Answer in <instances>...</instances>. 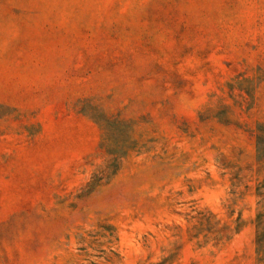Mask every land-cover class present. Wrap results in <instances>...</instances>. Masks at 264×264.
Instances as JSON below:
<instances>
[{"label":"rangeland","instance_id":"1","mask_svg":"<svg viewBox=\"0 0 264 264\" xmlns=\"http://www.w3.org/2000/svg\"><path fill=\"white\" fill-rule=\"evenodd\" d=\"M259 123L264 0H0V264H264Z\"/></svg>","mask_w":264,"mask_h":264},{"label":"trees","instance_id":"2","mask_svg":"<svg viewBox=\"0 0 264 264\" xmlns=\"http://www.w3.org/2000/svg\"><path fill=\"white\" fill-rule=\"evenodd\" d=\"M116 121L120 124L119 120ZM112 124L113 122L110 123L108 120L105 121V127L109 134L111 133ZM255 132L257 159L258 161L264 163V123L257 124ZM256 195L258 197L257 211L252 219V222L255 228L254 238L258 261L264 262V183L256 188Z\"/></svg>","mask_w":264,"mask_h":264}]
</instances>
